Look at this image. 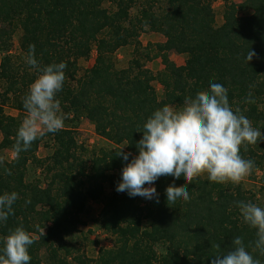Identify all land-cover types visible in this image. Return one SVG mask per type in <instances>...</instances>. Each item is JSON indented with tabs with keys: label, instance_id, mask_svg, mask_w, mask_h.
Masks as SVG:
<instances>
[{
	"label": "trees",
	"instance_id": "trees-1",
	"mask_svg": "<svg viewBox=\"0 0 264 264\" xmlns=\"http://www.w3.org/2000/svg\"><path fill=\"white\" fill-rule=\"evenodd\" d=\"M104 1L114 8L104 7ZM135 2L0 0V80L5 83L0 92V148L14 155L0 160V193L19 194L14 214L0 223V238L18 226L28 231L35 241L29 248L30 264H71L67 237L78 230L87 199L102 203L98 221L113 246L100 248L94 259L74 256L78 264H211L216 254L230 248L234 237H242L249 251L254 247L255 229L243 223L235 202L264 207V141L240 148V155L254 162L253 170L262 171L258 193L237 183H210L206 174L187 186L188 201L169 205L165 189L184 187L183 179L160 177L155 184L158 202L149 200L146 207L139 204L140 196L130 198L115 189L126 163L117 155L120 145L124 144V152L138 154L136 142L153 111L164 105L179 111L186 99L207 91L210 83L227 88L233 110L239 109L254 128L264 131V0H225L220 26H214L212 0H142L131 16ZM145 29L164 38L149 44L144 53L151 59L153 46L163 69L153 73L134 58L128 67L116 68L114 51L130 43L139 46L137 38ZM17 30L15 56L11 48ZM92 45L93 66L77 76V62L89 56ZM30 46L41 66L66 63L64 85L57 94L61 108L85 117L115 147L88 151L73 130L63 126L15 155L13 145L22 121L5 114L3 107L12 95L15 108L25 112L23 97L37 77L25 62ZM248 50L257 54L249 63ZM171 51L185 56L183 64L169 58ZM154 81L163 88L161 98ZM250 92L253 102H246ZM45 138L51 139L52 151L40 158L37 150ZM29 167L39 169L44 181L26 179ZM253 255L264 264V255L259 251Z\"/></svg>",
	"mask_w": 264,
	"mask_h": 264
},
{
	"label": "clouds",
	"instance_id": "clouds-1",
	"mask_svg": "<svg viewBox=\"0 0 264 264\" xmlns=\"http://www.w3.org/2000/svg\"><path fill=\"white\" fill-rule=\"evenodd\" d=\"M256 55L248 50L246 62ZM25 62L36 71L37 77L23 97L27 115L16 132L13 151L17 157L45 134L61 130L65 120L57 94L64 85L66 63L41 66L34 46H30ZM227 93L222 84L210 83L207 91L198 93L194 99H186L179 111L170 105L153 111L143 124L142 137L136 142L138 154L124 152L123 147L117 153L126 163L115 190L127 193L130 198L140 196L158 202L155 184L160 177L183 179L184 187L170 185L165 189L169 205L188 201L187 186L201 175L206 174L210 183H239L254 168L252 160L240 155V148L264 141V131L254 128L239 109L233 110ZM246 102H253L251 92ZM8 174L11 175L10 170ZM18 199L15 191L0 193V223L14 214L13 205ZM235 206L243 223L255 229L254 247L249 251L242 237H234L230 248L216 254L211 264H261L253 252L264 255V207L243 200L235 202ZM34 242L22 226L10 230L0 238V264H30L29 248Z\"/></svg>",
	"mask_w": 264,
	"mask_h": 264
},
{
	"label": "rangeland",
	"instance_id": "rangeland-1",
	"mask_svg": "<svg viewBox=\"0 0 264 264\" xmlns=\"http://www.w3.org/2000/svg\"><path fill=\"white\" fill-rule=\"evenodd\" d=\"M235 3H240L243 0H230ZM143 2L142 0H136L135 4L130 9V15L133 16L140 9ZM104 7L108 9H113L114 6L109 2L104 1ZM225 6V0H212V9L214 12V26H220L223 22V11ZM246 12H239V15L245 14ZM127 23H124L126 25ZM20 36V31L17 30L12 38V48L11 54L18 55V38ZM139 42V46L136 43H130L125 46H121L117 48L112 54V58L114 61V65L116 68H126L129 66L131 59H139L142 65H145L149 69L152 70L153 73H157L158 71L163 69V64L159 57L154 56L155 50L153 46H150V55L153 57L151 59H147L144 57V53L146 52L145 47H148L149 44L159 43L164 41V38L161 34L157 32L150 31L145 29L140 32L139 37L137 38ZM138 47V51L136 48ZM169 58L175 62L177 65H181L184 62L185 56L181 54H177L173 51L168 53ZM96 57L95 46H91V51L89 56L86 59H79L78 64V72L77 76H81L85 70L91 68L93 66L94 60ZM1 59V54H0ZM4 82L0 80V92L4 89ZM153 86L156 90L157 96L162 97L163 88L158 83V81L153 82ZM9 100H7L4 104L3 111L5 114L13 117H18L21 121L27 115L26 112L20 113L17 108L14 106L15 98L12 95H9ZM173 107V106H172ZM62 112L65 114L64 127L71 128L73 130V134L78 141L79 144L83 145L88 151H98L101 148H113L114 144L108 142L106 139L100 137L95 129L94 125L88 121L85 117H74L71 112H67L62 109ZM2 139V134L0 132V141ZM124 147V144L120 145ZM52 151V142L50 138H45L43 142L38 147L37 156L42 158ZM13 153L9 149H1L0 148V160H10L13 158ZM86 158V157H85ZM262 175V171L259 169L252 170L248 175L244 176L243 179L237 183L240 184L244 189L248 191H252L253 193H258L260 177ZM204 176V175H201ZM26 179L34 180L40 179V181H44V176L41 174L39 169H34L33 167H29L26 175ZM147 186V185H145ZM106 193H110L111 189L108 185H105ZM139 204L142 207H146L149 200H146L142 197L138 199ZM102 203L98 200L87 199L85 203V209L83 213H81V224L78 227V230L67 237V243L71 250V256L67 257V259L71 262V264H78L76 260H73L75 256H83L88 259H94L100 248H110L113 246L112 237L107 234L100 226L98 221V215L101 210ZM145 225H148V221H144ZM41 256L44 255V251L41 250Z\"/></svg>",
	"mask_w": 264,
	"mask_h": 264
}]
</instances>
